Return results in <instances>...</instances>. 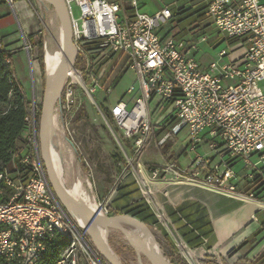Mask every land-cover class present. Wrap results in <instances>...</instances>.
Instances as JSON below:
<instances>
[{
  "label": "built area",
  "instance_id": "built-area-1",
  "mask_svg": "<svg viewBox=\"0 0 264 264\" xmlns=\"http://www.w3.org/2000/svg\"><path fill=\"white\" fill-rule=\"evenodd\" d=\"M64 1L76 59L82 61L83 69L76 70L81 80L85 73L92 82H84L88 92L97 91L122 57L138 76L139 86L128 90L133 103L121 99L110 107L134 154H143L153 141L166 145L187 130L186 150L195 156L186 166L170 159L150 167L138 163L136 171L126 173L135 177L147 202L156 193L167 196L171 186L187 185L253 202V221L259 222L257 214H264V1L202 0L218 37L236 40L245 49L234 59L222 49L207 64L197 54L210 34L176 38L164 32L175 19L169 6L148 13L142 10L147 0ZM74 3L79 17L73 14ZM27 121L29 145L21 163L28 175L13 164L0 170V257L14 264H41L46 242L57 231L71 241L65 248L71 253L70 264H78L80 254L86 264H101L56 200L41 160L38 128L33 116ZM100 207L108 214L106 204ZM63 263L61 255L58 264Z\"/></svg>",
  "mask_w": 264,
  "mask_h": 264
},
{
  "label": "rangeland",
  "instance_id": "rangeland-1",
  "mask_svg": "<svg viewBox=\"0 0 264 264\" xmlns=\"http://www.w3.org/2000/svg\"><path fill=\"white\" fill-rule=\"evenodd\" d=\"M187 1L189 0H147L142 10L148 13H154L162 7L169 6L174 11L178 9V6H184ZM25 2L27 4V10L32 13L37 27L42 32L39 38L43 41L42 53L45 59V72L41 70L40 66L41 71L37 75L32 76L30 72L21 74L22 85L28 97L31 101L35 97L38 112L37 122L39 126L42 103L50 76L53 73V67L59 66L62 63L68 45L59 17L50 1L30 0L27 2L25 0ZM72 10L74 16L79 17L80 10L75 3L72 4ZM209 23L210 21L207 19V24ZM179 28L175 17L172 23L165 26L163 31L169 32V34L176 37L175 35L180 31ZM205 29L203 26L199 28L192 26L189 35L184 37L197 38L206 32ZM212 30V32H207L211 38L209 43L200 45V51L197 57L201 61L210 62L217 59V54L222 49H227L229 57L232 59L239 57L245 50L239 48L235 42L230 43L229 41H224L215 47L214 42L217 39H221L218 37V31L213 24ZM232 51L233 53H231ZM42 53L38 46L34 49V54L38 61ZM76 60L74 67L76 69H83L80 57L77 60L78 65H76ZM81 78L82 80L80 79L79 83H73L69 76L61 79L59 99L54 114V129L58 132L63 153L67 155L68 150L72 149V154L74 155L73 161L68 162L63 167L64 182L72 192V199L77 206L82 209H89L92 213H97L101 217H109L102 207H100V203L103 205L108 204L110 191L114 187L113 182L119 181L127 172L136 171L138 163L150 167L168 161V157L170 159H176L180 155H183V150L188 143L187 130L184 129L179 134L177 142L174 143L173 152L171 150L172 143L168 141L167 146L153 145L149 148L150 153L146 154V156H150L149 158L144 157L143 154L136 156L131 142L123 137V134L115 125L112 117L106 111L121 99L127 100L133 96V94H127V91L132 85L139 86L136 72L128 68L118 83L113 85L111 90L103 86V80H101L99 83L100 87L93 94L88 92L84 84L85 82L88 86L91 85V80L85 73L81 75ZM260 86L264 92V81L260 83ZM69 95L70 102L67 100ZM69 103L71 104L70 108H68ZM82 104L85 105L87 115L81 111ZM0 108L4 110L6 106L2 104ZM29 134V127L27 126L24 131L26 139L29 137ZM51 140H53V135L50 137V155L52 157L53 154V157H56L54 155L56 154L55 147L53 141L51 143ZM198 152H202V150L199 149ZM157 155L164 156V162L162 156L160 162H158ZM191 155L195 156V153ZM80 156L84 159L85 164L81 161ZM186 158L187 156L183 155L181 160L185 161ZM159 194L161 193H156L154 196ZM151 203L153 204V200H151ZM258 217L262 221L264 220L262 212L258 214ZM72 220L77 223L80 232L84 234L87 243L98 261L101 264H109L99 247V239L90 231V227H86L85 223L79 219L72 218ZM248 221L241 223L238 229ZM152 231L154 232V230ZM110 233V247L120 258L122 264H153V259L147 254L148 252L144 243L145 237L135 225L126 221H118L116 227L112 228ZM161 249L166 262L169 264H177L173 259L168 258L162 247ZM181 255L189 264H201L200 261L206 258L205 250L189 248H182ZM62 257L64 259L63 264H70L71 253L69 250L64 249Z\"/></svg>",
  "mask_w": 264,
  "mask_h": 264
},
{
  "label": "crops",
  "instance_id": "crops-1",
  "mask_svg": "<svg viewBox=\"0 0 264 264\" xmlns=\"http://www.w3.org/2000/svg\"><path fill=\"white\" fill-rule=\"evenodd\" d=\"M187 3L184 5L185 7L191 6L190 0ZM181 7L178 6L177 8L180 9ZM41 33L34 16L27 10L25 0H13V2L11 0H0V39L3 43L2 48L11 52L21 82V74L30 72L34 76L41 71L39 61L34 54V49L41 41V38H39ZM189 33L190 30L186 35H189ZM107 79L108 76L103 80L104 86ZM112 87L113 85L107 89L111 90ZM127 94H129L128 91ZM130 99L132 104L133 96L127 100ZM170 141L173 152L177 138L173 137ZM167 144L164 146H167ZM153 145L159 146L156 141H153L144 151V157H150L146 154L150 153L148 149ZM183 151V155L187 156L185 161L181 160L183 155L173 160H176L181 166H186L191 155L187 153L186 147ZM161 156L157 155L158 162H160ZM73 158L72 149H69L68 154L64 155V167L68 162H72ZM162 160L164 162V156H162ZM167 160H170V157ZM126 176L125 173L119 181ZM119 181L113 182L114 187L110 191L109 201L114 197ZM66 189L72 196V192L67 186ZM168 192L167 196L164 194L153 195V204L150 203L159 220V224L156 225L154 230L155 236L168 258L177 263L178 258L184 259L181 255V249L189 248L205 250L206 258L200 261L203 262L201 264H223V262L224 264H255L264 254V220L262 221L258 217L259 222L248 221L237 231L232 230L234 220L242 211L244 203L187 185L171 186ZM180 226L183 229H185L184 226L193 229L195 234L200 235L204 242L199 245H192L193 247L189 246L178 229ZM254 236L255 240L252 243L241 247L244 242Z\"/></svg>",
  "mask_w": 264,
  "mask_h": 264
},
{
  "label": "trees",
  "instance_id": "trees-1",
  "mask_svg": "<svg viewBox=\"0 0 264 264\" xmlns=\"http://www.w3.org/2000/svg\"><path fill=\"white\" fill-rule=\"evenodd\" d=\"M191 7L185 6L175 9L174 14L177 26L180 31L175 35L177 38L184 37L192 26L204 27L206 32H212V24H207L206 10L207 4L202 0H190ZM217 39L214 46H218L224 40ZM236 40H229L234 43ZM38 47L43 52V41H39ZM41 70L45 72V59L43 53L39 57ZM76 65H78L76 60ZM129 68L127 57H122L112 68L105 83L109 88L118 83L124 72ZM62 101V100H61ZM5 105L6 109L0 108V170L14 165L22 175H28L27 167L21 163L29 142L24 136L27 127V119L33 116L32 101L28 97L22 82L20 81L11 52L0 47V105ZM42 110V108H41ZM81 111L85 112V105H81ZM110 114V110H106ZM38 115V112H37ZM41 115V113H40ZM85 164L84 159L80 156ZM10 192L6 191L8 195ZM108 215L128 214L140 219L148 228L155 230L159 220L147 200L142 196L135 177L127 174L125 178L118 182L114 197L107 204ZM264 224V221H263ZM262 224V225H263ZM178 228L184 240L189 246L199 245L204 242L201 236L187 226ZM187 228V229H186ZM155 235V233H154ZM255 240V236L244 242L241 247H245ZM71 245V241L64 235L54 231L51 238L46 242V252L41 264H58L62 252ZM103 254V253H102ZM104 256V255H103ZM105 257V256H104ZM203 263V262H200ZM0 264H14L0 257ZM78 264H86L83 254H80ZM177 264H189L185 259L178 258ZM224 264V262H223ZM255 264H264V254Z\"/></svg>",
  "mask_w": 264,
  "mask_h": 264
},
{
  "label": "water",
  "instance_id": "water-1",
  "mask_svg": "<svg viewBox=\"0 0 264 264\" xmlns=\"http://www.w3.org/2000/svg\"><path fill=\"white\" fill-rule=\"evenodd\" d=\"M54 10L56 11L65 38L67 40V54L65 60L56 70V72L50 76L49 83L47 85L44 100L42 103V110L40 115V122L38 126L37 122V106L35 97L32 99L33 118L35 126L38 128V146L41 155L42 163L45 167L46 174L49 180L51 190L58 201L59 205L64 209L68 216L72 219H79L84 222L86 227H91L95 224H100L103 227V236L98 241L99 247L109 262V264H122L120 258L116 259L115 253L110 247V235L111 229L116 227L118 221H126L135 225L141 233L146 237L151 244V254L154 264H169L166 262L160 244L154 235L153 231L148 228L140 219L128 214H118L109 217H101L97 213H90L81 207L77 206L73 202L69 201L65 196L62 188L56 181V178L52 172V159L50 155V137L54 131V114L56 110V104L59 99V85L60 81L70 67L75 63L77 57V48L74 43V34L72 27V19L68 6L64 0L61 3L58 0H49Z\"/></svg>",
  "mask_w": 264,
  "mask_h": 264
},
{
  "label": "bare ground",
  "instance_id": "bare-ground-1",
  "mask_svg": "<svg viewBox=\"0 0 264 264\" xmlns=\"http://www.w3.org/2000/svg\"><path fill=\"white\" fill-rule=\"evenodd\" d=\"M59 3H61V0H58ZM68 48V47H67ZM66 54H67V49L65 51V55H64V59L63 61L65 60L66 58ZM57 59V58H56ZM62 61V62H63ZM62 64V63H61ZM60 64V65H61ZM59 65V66H60ZM59 66H54L53 67V73L52 75L56 72V70L59 68ZM65 76H69L71 77L72 79V82L73 83H79L80 81V76H79V73L78 71L76 70V68L74 67V64H71L70 67L66 70V72L64 73L63 77ZM62 77V78H63ZM53 140H51V143L53 141V145H54V150L56 151V157H53V154H52V172L56 178V181L57 183L59 184V186L62 188V191L64 192L65 196L68 198L69 201L73 202L74 204H76L74 202V200L72 199L70 193H68L67 189H66V186H65V182H64V173H63V167H64V163H63V159H64V153H63V148H62V144L58 138V132H56V130L54 129L53 133ZM53 149V147H52ZM51 149V150H52ZM53 151V150H52ZM54 152V151H53ZM52 152V153H53ZM80 195V194H79ZM78 197V196H77ZM76 198V197H75ZM74 198V199H75ZM79 199V198H78ZM82 202V201H81ZM80 202V203H81ZM79 203V202H78ZM244 207L242 209L241 212H239V214L236 216L235 220H234V225H233V228L232 230H235L237 231L238 228L240 227V224L243 223V222H246L249 220V222H253V208H254V203L251 202V201H247L246 203L243 204ZM90 209H93V208H90ZM86 210L87 212H90L92 213L91 210L89 209H84ZM234 218V217H233ZM230 226V225H229ZM98 230H97V229ZM90 231L100 240L101 237L103 236V227L102 225L100 224H95V225H92L90 227ZM231 231V230H230ZM101 233V234H100ZM221 236V235H220ZM98 240V241H99ZM144 243H145V246H146V249H147V254L152 258V255H151V244H150V241L145 237L144 238ZM116 259H119V257L117 255H115ZM168 263V262H167ZM154 264V262H153Z\"/></svg>",
  "mask_w": 264,
  "mask_h": 264
}]
</instances>
